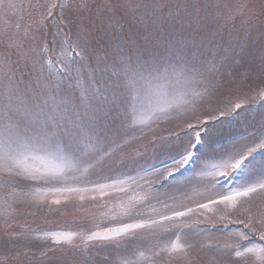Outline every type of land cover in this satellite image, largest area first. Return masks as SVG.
Returning <instances> with one entry per match:
<instances>
[{"label": "snow or ice", "instance_id": "snow-or-ice-1", "mask_svg": "<svg viewBox=\"0 0 264 264\" xmlns=\"http://www.w3.org/2000/svg\"><path fill=\"white\" fill-rule=\"evenodd\" d=\"M57 7L59 19L53 11ZM222 7L228 8L220 0H124L118 5L105 0L93 18L96 12H120L128 30L101 27L91 37L85 29L73 31V21L64 15L65 8H76L87 16L92 11L88 0L79 5L0 0V20L5 22L0 26V192L9 207L17 199L39 204L50 194L65 199L75 194L83 201L84 193H93L104 200L138 181L149 185L143 198L148 202L154 181L148 179L147 168L139 170L143 175L114 179L103 173V166L145 119H171L180 107L199 110L195 123L187 121L182 129V151L171 158L174 170L160 175L167 181L186 166L199 164L198 174L207 178V202L198 201L195 207L164 204L165 211L146 213L133 197L110 209V215L101 214L106 226L44 234L53 245H67L80 264H191L195 242L181 245L179 240L191 230L188 218L210 206L223 207V227L203 216L194 223L211 227L196 231L242 226L235 232L237 242L214 249L227 257L220 264H264V210L252 213L249 207L264 195V161L259 172L254 168L257 155L264 157V115L246 132L225 124L236 121L250 101L264 108V60L258 69L260 83L249 84L256 75L249 72L243 78L246 87L234 90L228 78L235 74L234 58L205 56L214 41L206 44L196 37ZM245 7L228 8L226 20L242 15ZM25 12L36 18L21 30L12 20H23ZM178 86L187 97L181 106L168 99ZM118 122L122 134L116 131ZM123 166L116 162L117 170ZM219 177L234 180V186L226 188ZM165 235L175 236L176 242L165 246Z\"/></svg>", "mask_w": 264, "mask_h": 264}, {"label": "rangeland", "instance_id": "rangeland-1", "mask_svg": "<svg viewBox=\"0 0 264 264\" xmlns=\"http://www.w3.org/2000/svg\"><path fill=\"white\" fill-rule=\"evenodd\" d=\"M48 2L58 5L62 2L79 5L80 0H48ZM88 2L91 4L92 11L87 16L78 12L76 8L71 10L65 8V17L73 21V31L79 27L85 29L91 37H95L97 29L101 27L109 32L119 31L122 27L124 32H127L128 21L122 13L118 12L116 16H112L108 13L96 12L93 18V12L98 5L105 3V0H88ZM108 2L118 5L124 0H108ZM191 2L202 4L204 0H191ZM220 3L227 5L228 8H237L240 5H246V7L242 15H236L231 20H226L228 8L222 7L215 20L209 19L206 25L201 26L196 39L198 42L203 39L206 44L210 38L214 41L213 45H209L204 50L208 59L213 56L234 58L235 74L228 77L233 81L234 90L237 87H246L243 78L249 72L256 73L253 79L248 81L254 87L260 83L258 69L261 61L264 60V0H220ZM53 11L59 19L61 9L57 7ZM23 15V20L15 16L12 20L13 24L16 22L21 24V30L36 18L34 13L29 15L25 12ZM4 23L0 20V26ZM65 30L67 31L66 26ZM149 30H153L151 26ZM177 30L179 31V24H177ZM143 31L142 29V33ZM184 91L185 89L178 86L175 94L168 99L174 105H184L187 99ZM198 115L199 110L193 111L192 107L188 106L180 107L178 112H173L171 119H145L144 123L135 125L137 129L135 132L124 137L121 141L122 150L117 151L114 160L103 166V173L114 179L126 178L128 174L143 175L139 170L147 168L150 172L148 179L154 181L148 202L143 201L149 189V185L144 181H138L136 185H126L128 189L126 192L114 193L104 200L93 193H84L83 201L75 194L70 199H65L62 195L50 194L39 204L26 199H17L13 206L9 207L4 202L3 192H0V264H80L79 257L69 254L67 245H53L51 238L44 234L56 231H85L97 225L106 226L108 220L102 218L101 214L110 215V209H119L122 202L127 204L133 197L140 202V210L146 213H150L152 209H156L157 212L165 211L164 204L173 206L185 204L195 207L198 201L207 202L206 197L209 195L205 190L207 178L198 174L199 164L186 166L181 171L175 172V175L167 181L160 175L166 169L174 170L175 166L171 158H178V152L182 151L181 145L184 139L182 129L187 121L195 123ZM262 115H264V108L259 103L250 101L241 110V115L236 121H225V124L237 131L246 132V129L252 130L251 126L259 125ZM116 131L122 134L119 122ZM174 133H178L179 136L173 135ZM161 138L164 140L161 141ZM234 139L240 138L237 136ZM117 161H122L124 165L118 170ZM262 161L264 157L258 154L254 164L257 172L261 170ZM150 165L158 168L159 171H152ZM219 179L226 188H231L235 184L234 180H225L224 177ZM217 188L219 189L220 186L217 185ZM93 195L97 197L95 200L92 199ZM54 199H60L61 203L59 205L52 203ZM105 202L107 206H101ZM249 207L252 213L264 210V195L257 196ZM223 214V207L210 206L209 210L200 209L188 218L191 230H186V235L181 237L179 243L183 245L186 242H195L196 246L190 250L191 264H220L227 259L223 253L214 249L217 246L222 247L225 243L237 242L238 237L235 232L242 226L229 225L231 231L225 232L216 229L211 232H198L197 227L208 229L211 224L201 222L196 225L194 223L197 219L202 221L203 216H206L210 222L217 225V228H222L223 224L219 217ZM173 242H176L175 236L168 239L165 235V246H170ZM115 255L113 253L110 259L115 258ZM179 264H183V261Z\"/></svg>", "mask_w": 264, "mask_h": 264}]
</instances>
